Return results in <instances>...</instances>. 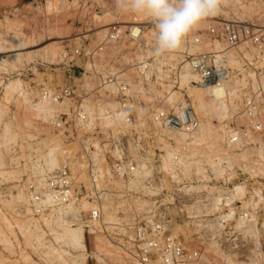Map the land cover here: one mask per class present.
Wrapping results in <instances>:
<instances>
[{"label": "built area", "instance_id": "obj_1", "mask_svg": "<svg viewBox=\"0 0 264 264\" xmlns=\"http://www.w3.org/2000/svg\"><path fill=\"white\" fill-rule=\"evenodd\" d=\"M231 14L227 12L226 15L231 19L212 22L203 33L193 31L185 43L189 46L206 44L210 50L196 54L185 51L182 61L188 64L197 85L202 88H220L232 78L245 80L246 97L237 117L244 116L246 124L232 121L225 146L229 149L254 146L251 138H256L264 147V27L239 21ZM127 25V36L134 41L140 39L133 36L132 28L142 26L136 22ZM122 27L121 24L113 25L105 41L86 57L93 62L105 46L120 41ZM215 44H221L222 48L214 49ZM231 53L236 55L241 67L231 64ZM83 56L84 53L76 49L65 52L63 59L68 61ZM155 59L154 56L136 65L135 83L117 73L98 75L97 89L89 91L85 75L79 78L72 75L64 87L40 91L39 99L70 107L52 121H45V126L57 133L66 146L80 148V153H66L64 165L44 181H39L36 174L31 175L25 191L29 210L37 219L71 203H90L92 208L81 212L75 222L105 235L139 264H197L202 261L203 252L185 242L184 232H178L175 225L185 221L197 223L198 218L190 216L186 209L201 203L209 204L208 198L202 195L193 199L192 193L187 191L193 179L177 178L182 176L177 155L172 162L174 172L164 170L163 163L165 146L170 149L176 146L175 134L193 137L201 128V118L193 99L179 90L180 75H174L173 83L174 92L183 97L181 103L171 109L161 105L149 116L139 112V97L157 83ZM112 85L114 91L109 92L107 88ZM101 91L107 92L110 101L116 104L115 108L108 106L106 111L112 124H107L106 118L100 115L91 116L85 108L87 101ZM76 161L84 163L83 171L74 172ZM145 166L151 172L145 187L158 193L146 208H132V211L121 208L134 198H143V193L131 189L130 183ZM80 174H85L86 181H80L77 177ZM118 182L123 186L118 187ZM251 183L245 184V201L233 199L235 188L227 186L214 217L222 230L214 237L236 249L246 264H264V180L258 182L259 185ZM177 199L180 206L177 215L168 216L169 208L177 207ZM108 203L117 209L111 224L106 219ZM232 211L233 218H228ZM206 230L207 227L196 237L208 238Z\"/></svg>", "mask_w": 264, "mask_h": 264}, {"label": "rangeland", "instance_id": "obj_2", "mask_svg": "<svg viewBox=\"0 0 264 264\" xmlns=\"http://www.w3.org/2000/svg\"><path fill=\"white\" fill-rule=\"evenodd\" d=\"M244 2L246 6H250L251 4L259 6L257 14L249 17L250 19L247 17L241 19L242 17L236 16L233 8L221 5V9L216 16L206 19L202 28L199 26L194 31L203 33L213 24L212 22L223 18L231 19L226 16L225 13L227 12L232 13L231 17L236 16L235 19L239 21L264 27V0H244ZM234 9L237 8L235 7ZM144 17L143 15H135L121 10L117 4V0H0V36H7L10 39H13V37L19 38L17 39L19 42L16 39L13 41L16 43L23 41L24 43L22 42L23 45L22 48H19V51L26 54L23 55L24 63L21 65L14 64L11 66V64H8V66L5 64L7 67L3 63V65H0V108L3 112L0 117V264H139L128 254L120 250L105 235L93 232L85 226H82V228L84 230L87 251L82 252V254L81 251L67 247L63 241L56 239V236L61 233V228L55 223L45 224L43 217L37 219L30 212L27 215L28 213L25 211L24 204L17 199V196L21 190H25L30 176L35 175L32 165L34 163L35 165L39 164L37 160L40 157L39 154L43 152L44 140L51 138L58 139L62 144L63 151L68 155L80 153V148L77 146H66L57 133L55 134L53 131L47 129L45 126L46 122L37 117V114L25 103L22 96L17 93L6 95L4 89L9 82L20 80L26 89L34 91L35 97H38L36 100H38L39 95L37 94H40L43 88L54 90L64 87L72 75H76L79 78L80 75L90 73L89 75L95 79L96 88L98 87L96 78L98 75L117 73L125 75L124 77L135 83L137 75L135 68L139 62L131 63L130 59L136 60L141 56L138 52V49L141 47L145 51L146 55H143L146 56V60L154 57L155 25L151 18ZM120 21L140 24L138 26L143 27L140 40L134 41L128 37V29H124L123 37L120 41L113 43L111 46H105L104 52L97 57L98 59H95L93 62L90 61L86 55L90 51L96 50L105 41L110 28L113 25L119 24ZM126 26L129 25L126 24ZM9 45H7V48ZM202 48L206 49L207 47ZM10 49L12 52L8 51L7 53L8 49L6 50V48L4 53L0 52V58L18 52H14L16 49L9 47ZM54 49L57 50L55 59L48 57L44 53L46 52L45 50L49 52ZM76 49H80L84 53V56L68 61L63 59L65 52H73ZM197 50L198 48L194 51ZM205 51L202 50V52ZM32 53L40 54V56L37 55L38 57L35 59L27 61L25 57ZM172 54L180 55L176 52ZM177 58L173 59L175 60L173 63H177V67L180 68L182 60L180 62L181 57L178 56ZM92 64L95 67L94 69L92 68ZM89 66L91 68L88 69ZM179 70L177 68V70H173L174 72L169 73L172 82H174V75H180ZM169 76L164 80L165 82L167 81L166 83H156L150 87L148 92L144 93L145 95L139 97V104L142 105L139 106V112L144 111L149 116L155 110L154 105L159 106L158 109L161 108V105H164V99L160 95L158 97V94L164 91L167 88L165 85L168 86L167 84L171 82ZM181 91L187 93L185 90ZM103 98L108 99L109 97H105L103 94ZM171 108L173 107H169V109ZM233 116L235 117L236 115ZM233 116L223 123H220L217 119H213L211 121L213 127L216 130H228L232 121H235L239 125L246 124L244 118H234ZM6 124L11 126V131L8 133L10 141L8 142L4 139V135L7 134L4 133ZM22 126L23 128H21ZM29 136H31V139ZM222 146L223 150L233 151V149L231 150L225 146V142L222 143ZM44 147L46 148V152L48 148L45 145ZM235 149V153H241L240 150L242 149ZM254 158L252 159L254 160ZM64 163L65 157H61V167ZM244 163L245 160L241 157H234L232 168H228L223 173L215 174L213 173V169L206 165L205 168L203 167L205 169V172H203L211 178L208 181L199 180L197 176L200 174H192L193 177L191 179H193V182H189L191 186L204 184L211 191L210 194L208 191V193L203 192L202 194L194 192L191 194L193 199H196V197L199 199L202 195H205L208 198L209 204L201 203L202 213L198 216L194 215L198 218L197 223L185 221L181 225L175 226L178 232H184L186 236L185 242L201 249L203 252V259L197 264H246L244 259H241L240 255H238L236 249L227 245L223 239L214 237V235L219 236L222 230L220 228L221 225H217L216 221H214L216 210L213 213H207L212 207V198L218 197V192H220L219 194H224L228 185L231 188L242 184L245 185L249 182L259 185L260 183L258 182L264 180V164L262 162L259 164L261 168L259 175L252 174L251 171L246 170L243 167ZM194 173L196 174V172ZM77 177L80 181H86L85 174L77 175ZM178 179L187 178L182 173V176ZM117 186L120 187L119 185ZM136 191L137 193H143L141 200L148 203L152 202V197L158 193L153 190L144 192L142 189ZM246 197L247 190L245 195L238 200L245 201ZM137 200V198H134V203L131 202L133 205L129 204L131 209L130 207L128 209L132 210V207H137ZM170 200L168 202H171ZM177 202L178 199L176 200ZM28 207L29 204L28 206L26 204V208ZM179 207L178 203L177 207L171 206L168 210V216L173 217L177 215ZM192 207L188 209L192 211ZM79 208H82L81 204ZM188 209L186 210L187 212ZM89 210L90 208L81 209L80 212H88ZM190 211L188 213L192 216L191 214L194 213V210ZM30 218L33 219V222H39L40 230L35 231L33 225L28 223V219ZM107 221L110 224L113 223V220ZM206 227L209 237L198 239L196 235L200 234V231ZM218 232L219 234H217ZM39 235H43L42 242L38 241Z\"/></svg>", "mask_w": 264, "mask_h": 264}, {"label": "bare ground", "instance_id": "obj_3", "mask_svg": "<svg viewBox=\"0 0 264 264\" xmlns=\"http://www.w3.org/2000/svg\"><path fill=\"white\" fill-rule=\"evenodd\" d=\"M222 5L230 6L233 8V11L235 12L236 16L243 19V18H249L252 17L253 15L257 14L259 6L251 4L250 6H246L244 0H222ZM237 9H234V8ZM239 7V8H238ZM227 15V13H225ZM146 18V16L144 17ZM139 19V18H138ZM215 19V18H214ZM250 19V18H249ZM210 22V21H209ZM205 22L201 23V28L202 25H204ZM119 24H122V30L129 28L126 26V24H131V22H126V21H120ZM204 27V26H203ZM142 28V29H141ZM133 36L136 38L141 37L143 33V27H133L132 28ZM17 37V36H16ZM18 37H20L18 35ZM12 38V37H11ZM16 38L13 37V39H10L9 37L5 36H0V52L4 53V50L6 48L7 53L12 52V50H9V47L14 50V52L18 51L15 54H8L7 56H2L0 58V65L3 63L4 66L7 67L8 64L14 65L18 64L21 65L23 64V55H26L24 52L20 53L19 48H22V42L17 43L14 42ZM14 40V41H13ZM21 40V39H20ZM138 39L137 41H139ZM150 40V39H149ZM24 43V42H23ZM10 44V45H9ZM26 44V42H25ZM24 44V46H25ZM29 44V43H28ZM27 44V45H28ZM7 45L8 48H7ZM35 45V44H34ZM113 44H110L108 46H111ZM23 46V47H24ZM107 46V47H108ZM28 47V46H27ZM201 47V48H200ZM202 47H207L206 49H203ZM53 48V47H52ZM201 49L200 51H194L195 49ZM214 49H221L222 45L221 44H215L213 47ZM25 49V48H24ZM5 50V51H6ZM23 50V49H22ZM27 50H29L27 48ZM105 48L103 49L102 52L99 53L98 56H100L104 52ZM207 51L210 50V47L207 46L206 44L202 45H187L185 42L183 44L182 50H178L176 53L180 55H165L163 57H156L154 67H155V75L157 77V83H164L165 79L169 76L170 72H174L176 68L180 69V80H179V90H185L187 91V94L193 99L194 104H195V109L198 115L201 117V128L199 132L194 135L193 137H187L184 134H175V140H176V146L173 148H169L168 145L165 146L166 149V155L163 163V169L169 172H174V166H173V158L175 155L178 156L180 159V164L179 168L182 171L183 175L187 179H191L193 175H199L197 178L202 181H208L211 178L206 176L204 174V168L206 165L213 169V173H223L227 171L228 168H232L234 164V157H241L243 160H245V163L243 165L246 170L251 171L252 174L259 175L260 173V162L264 164V147L258 142V139L256 138H251V141L255 143L254 146H246L244 148H238V147H233L230 148L233 151L229 150H223L222 143L226 141L229 130H216L213 127L212 120L217 119L219 120L220 123H223L225 120L230 119L233 115H236L234 118L237 117L239 114V111H241L242 103L244 98L246 97V90H247V83L243 78L237 79V78H232L229 80L225 85H223L220 88H202L200 85H197V80L195 75L190 71V68L188 64L184 61H182V64L180 65V68L177 67V63L173 59H178L177 57H181L179 60H183L182 53L185 51H189L191 54H196L199 52ZM46 55L48 57L56 58L57 56V50H50L47 52L45 50ZM32 52V51H31ZM138 52L141 54V56L138 59H130L131 63L132 62H142L146 58L145 51L143 47L138 49ZM149 52V51H146ZM2 53V54H3ZM1 54V53H0ZM42 54V53H41ZM145 54V55H143ZM28 55V54H27ZM37 53H32L28 56H26L27 61H31L35 59L36 57L40 56V54L37 56ZM44 55V56H46ZM170 56V57H169ZM41 58V57H40ZM47 58V56H46ZM136 58V57H135ZM49 60V59H47ZM230 60L231 64L234 66L241 67L240 62L238 61L236 55L234 53H231L230 55ZM52 61V59H51ZM179 62V64H180ZM2 64V65H3ZM7 64V65H5ZM9 66V65H8ZM92 68L94 69V65L92 64ZM1 68V66H0ZM91 68L90 66L88 69ZM171 68H173L171 70ZM166 69V70H165ZM134 70V69H133ZM90 73L85 74V79L87 81V89L89 91H94L97 88L95 79L89 75ZM168 80V79H167ZM170 80V76H169ZM171 81V80H170ZM167 82V81H166ZM165 82V83H166ZM98 84V83H97ZM154 85V84H153ZM168 86L164 91L159 92V95L162 96L164 99V107H174L177 106L179 103L183 101V97L181 93L179 92H174V87L175 84L171 81L167 84ZM96 88V89H95ZM109 89V92L114 91V85L111 87L107 88ZM5 93L6 95L17 93L18 95L22 96L25 100V103L29 105L32 111H34L37 114V117H39L42 121H52L53 119L56 118V115L61 113V112H67L69 111V106H65L63 104H55L49 100H41L35 97L36 95L25 88L24 84L20 80L12 81L9 82L5 86ZM156 90V89H155ZM37 93V92H36ZM107 92H100L99 95H94L93 99L88 100L86 104V110L87 112L93 116V115H100L102 117L106 118V123L107 124H112V120H110L106 115H107V110L108 106L111 108H115L116 104L113 101H110L111 96L106 94ZM103 94L105 97H109L108 99L103 98ZM39 95V93L37 94ZM102 97V99H100ZM28 107V106H27ZM28 107V108H29ZM155 109L158 108V106H153ZM142 115L145 114L144 111H141ZM3 114L1 108H0V117ZM36 116V115H35ZM245 119L244 116H240ZM25 120V119H24ZM246 121V119H245ZM22 123H24L22 121ZM29 123V121H28ZM27 123V125H28ZM31 125V124H30ZM21 126V125H20ZM11 126L6 124V127L4 128L5 132L7 133L4 135V139L6 142L10 141V136L8 133L11 131ZM23 128V126L21 127ZM6 136V137H5ZM31 139V136H29ZM46 143V144H45ZM44 145L48 148L45 152V147ZM44 145L42 147V153L39 154L40 157H38L39 161L37 165L35 163L32 165L33 170L35 171L34 174L37 175V178L39 181H44L50 174H52L54 171L59 169L61 167V157H65L66 152L63 151V147L61 142L58 139H47L44 140ZM222 146V147H221ZM203 147V148H202ZM256 147V148H255ZM242 149L240 150L241 153L237 154L235 153L234 149ZM236 150V149H235ZM45 152V153H44ZM250 157H255L254 160ZM204 167V168H203ZM84 169V163L76 161L75 166H74V172L76 171H83ZM149 168L141 167L136 175L135 180H133L130 183V188L133 190H140L142 189L144 192H149L152 191V189L145 188V180L151 175V172L148 170ZM210 170V169H209ZM245 170V171H246ZM204 171V172H203ZM33 172V171H32ZM196 172V174L194 173ZM219 175V174H218ZM217 176V174H216ZM180 177V176H179ZM177 177V178H179ZM196 177V176H195ZM197 179V180H198ZM201 181V182H202ZM120 187L123 186L122 183L118 182ZM246 186L244 184L236 186L235 189L233 190V199H240L242 198L245 193H246ZM188 191L191 193H203V192H209L207 185H200V186H191L188 188ZM207 192V193H208ZM218 192V197L212 198V207L210 210L207 211V213H213L214 210L217 209L219 199L220 197L223 196V194H219ZM17 199L24 204V208L26 209L25 211L28 213L31 211L29 210V207L26 208V204L28 206L29 200L28 196L26 194L25 190H21L18 193ZM131 203V202H130ZM134 203V202H133ZM133 203H131L133 205ZM137 207H132L136 209H143L146 208L149 205L148 202L142 201L141 199H138L136 201ZM82 205V208H79V205ZM199 205H194L191 210L194 212L191 215H200L202 213V206ZM131 206H127L125 204L121 208L128 209ZM92 208V205L88 202H80V203H71L67 206H62L59 208H55L52 210L51 214L47 216H43V221L45 224H50V223H55L57 226L61 228V233H59L56 236V239L58 241H63L65 246L73 248L75 250H79L82 252H86V245H85V235H84V230L82 228L83 225L77 224L75 220L79 217L80 215V210L81 209H88ZM190 208V207H188ZM187 208V209H188ZM128 209V210H130ZM186 209V210H187ZM105 210L107 211L108 219L107 220H115L114 217H116L115 212L117 209L113 206V204L108 203L105 206ZM133 210V209H132ZM131 210V211H132ZM190 209H188V212ZM190 211V212H192ZM113 213V214H112ZM190 215V213H188ZM29 215V213L27 214ZM114 215V217H112ZM234 216V211H232V214H229L228 218H233ZM113 218V219H109ZM28 223L30 225H33L35 231L40 230L39 222H33V219H28ZM208 223H210L208 221ZM211 226V225H209ZM241 226V224H238V227ZM214 227V225H213ZM222 229V226L220 227ZM214 229V228H213ZM219 231V230H218ZM34 232V231H33ZM39 233V232H38ZM219 234V232L217 233ZM43 235L38 236V241L42 242L43 240ZM67 253V252H65ZM83 254V253H82ZM77 262V261H76ZM83 262V261H82ZM78 263V262H77ZM85 263V262H84ZM82 264V263H81Z\"/></svg>", "mask_w": 264, "mask_h": 264}, {"label": "clouds", "instance_id": "obj_4", "mask_svg": "<svg viewBox=\"0 0 264 264\" xmlns=\"http://www.w3.org/2000/svg\"><path fill=\"white\" fill-rule=\"evenodd\" d=\"M117 4L123 11L151 18L153 55L163 57L180 50L202 22L216 16L222 0H117Z\"/></svg>", "mask_w": 264, "mask_h": 264}]
</instances>
